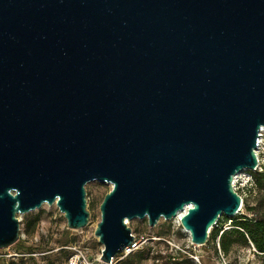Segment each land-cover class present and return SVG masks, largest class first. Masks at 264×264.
Returning <instances> with one entry per match:
<instances>
[{"label":"water","instance_id":"water-1","mask_svg":"<svg viewBox=\"0 0 264 264\" xmlns=\"http://www.w3.org/2000/svg\"><path fill=\"white\" fill-rule=\"evenodd\" d=\"M261 128L264 0H0V249L43 205L85 228L93 181L102 261L133 219L203 246Z\"/></svg>","mask_w":264,"mask_h":264},{"label":"rangeland","instance_id":"rangeland-1","mask_svg":"<svg viewBox=\"0 0 264 264\" xmlns=\"http://www.w3.org/2000/svg\"><path fill=\"white\" fill-rule=\"evenodd\" d=\"M260 165L264 164V153L257 155ZM264 168V167H263ZM262 171V170H261ZM253 171H243L237 174V178L233 179V186L242 200H246L248 205L254 210L247 212L242 204L238 214H246L249 218H255L256 215L264 213V191L258 190L253 185ZM256 172V171H255ZM257 172H259L257 170ZM110 185L100 182H89L85 185L86 192V210L89 212L88 225L79 230H70L66 228V223L62 215L54 205H43L39 210H35L23 215H18L19 219V240L23 247L37 248L38 244L45 242L47 247L37 250L32 254V259L26 254V264H65L66 247L70 242L83 241L84 245L90 250L91 254L100 253L102 246L94 237V230L100 219L99 205L104 195L109 191ZM35 215L39 216L35 230L26 231V223L31 222V218ZM223 218H221V221ZM232 220H227L223 229L230 228ZM131 233L138 238V251L142 245L149 242L153 247L163 250L167 244L170 248L179 249L183 252L190 250L192 255L191 264H263L261 254L257 253L254 248L247 245L238 244L231 248L227 255H224L219 249L218 238L215 243L205 244L203 246H193L190 244L189 234L180 226L177 217L170 221L160 219L152 228L148 227L146 219H133L128 223ZM212 246H215L217 254H214ZM16 246L12 245L8 248L0 249V262L2 260L12 259L18 261L19 255L15 250ZM171 250V249H170ZM169 250V251H170ZM132 252V253H134ZM164 251L161 252L163 254ZM119 257L117 264H123L125 257ZM160 260L154 259L149 255L141 264H159ZM181 264H187L182 262Z\"/></svg>","mask_w":264,"mask_h":264},{"label":"trees","instance_id":"trees-1","mask_svg":"<svg viewBox=\"0 0 264 264\" xmlns=\"http://www.w3.org/2000/svg\"><path fill=\"white\" fill-rule=\"evenodd\" d=\"M253 185L258 190L264 191V168L259 172H252ZM243 205L247 212H252L254 208L250 207L246 200L243 201ZM221 218L223 220L221 221ZM232 220L230 228L223 229V225L227 220ZM39 222V216L35 215L31 218L30 223H26V231L33 232L37 223ZM138 240L137 237H135ZM218 238L219 249L224 255H227L232 247L242 244L250 245L254 250L261 254L263 264H264V213L261 215H256L255 218H249L246 214H238L231 218L221 216L217 221L216 225L210 230L206 244L215 243ZM74 242V241H73ZM72 243V242H70ZM69 243V244H70ZM15 250L19 255L18 261L15 262L12 259L2 260L0 264H26V255L32 259V254L37 250L45 249L47 244L45 242H39L37 248L28 247L25 248L18 240L15 244ZM68 246V245H67ZM214 254H217L215 246H212ZM171 249V250H170ZM170 250V251H169ZM164 251L163 254L161 252ZM24 254H26L24 256ZM69 252L66 251L65 263ZM149 255L153 256L154 259L160 260L159 264H181L186 262L191 264V259L188 258L191 254L190 250L183 252L179 249L170 248L167 244L164 246L163 250L157 247H153L148 243L142 245V248L134 253H130L125 256L123 264H141L142 260H145Z\"/></svg>","mask_w":264,"mask_h":264},{"label":"built area","instance_id":"built-area-1","mask_svg":"<svg viewBox=\"0 0 264 264\" xmlns=\"http://www.w3.org/2000/svg\"><path fill=\"white\" fill-rule=\"evenodd\" d=\"M261 129L259 130V134H258L259 137L257 138L256 141L257 144L256 156L260 152L264 153V132L261 131ZM257 162L258 164L255 171L257 170L261 171L264 167V164L263 166L260 165L259 158H257ZM138 244H139V240H136L135 238L134 243H132L129 247L125 248L123 253L118 256L125 257L128 254L134 252L138 248ZM64 249H66L69 252L65 264H117L119 262L118 256L111 258L109 262L102 261L100 259V253L95 255L91 254L90 250L84 245V242L82 240L79 242L77 241L72 242L68 244V246L64 247Z\"/></svg>","mask_w":264,"mask_h":264},{"label":"bare ground","instance_id":"bare-ground-1","mask_svg":"<svg viewBox=\"0 0 264 264\" xmlns=\"http://www.w3.org/2000/svg\"><path fill=\"white\" fill-rule=\"evenodd\" d=\"M261 131L264 132V128H262ZM242 173H243V172H242ZM236 178H237V175L234 177V181H235ZM234 181H233V182H234ZM179 216H180V214H179Z\"/></svg>","mask_w":264,"mask_h":264}]
</instances>
